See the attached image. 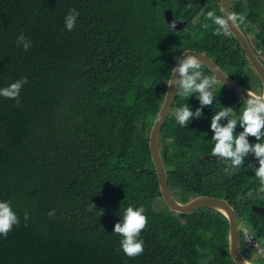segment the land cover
Returning <instances> with one entry per match:
<instances>
[{"label": "trees", "instance_id": "1", "mask_svg": "<svg viewBox=\"0 0 264 264\" xmlns=\"http://www.w3.org/2000/svg\"><path fill=\"white\" fill-rule=\"evenodd\" d=\"M72 9L79 15L68 31ZM165 10L182 29L164 22ZM208 11L220 15L218 0H0V88L27 78L19 105L0 96V201H10L19 217L0 236V264H233L219 212L154 208L161 199L147 146L183 51L203 53L251 92L259 83L233 38L214 34ZM230 12L245 15L238 28L264 54V0H230ZM21 34L31 42L27 51L17 46ZM212 91L213 105L187 127L176 110L195 111L198 94H174L158 135L167 186L179 203L196 196L226 201L264 249V217L250 211L264 207L257 160L249 154L236 170L221 158L200 160L212 155V115L228 107L238 119L246 106L218 84ZM241 131L238 124L235 134ZM129 206H143L148 218L144 252L135 258L113 232Z\"/></svg>", "mask_w": 264, "mask_h": 264}, {"label": "clouds", "instance_id": "2", "mask_svg": "<svg viewBox=\"0 0 264 264\" xmlns=\"http://www.w3.org/2000/svg\"><path fill=\"white\" fill-rule=\"evenodd\" d=\"M221 11L222 15H216L213 11L206 13L207 19L217 26L214 33L216 35L226 34L231 31L230 28L238 27L239 24L245 22L244 14L225 11V9ZM78 15L76 10H70L65 17L66 30L72 31L74 29ZM207 26L204 25V27ZM246 37L249 41L248 36ZM16 43L25 51L31 47V42L22 34L17 37ZM200 68L201 61L199 58L191 53H185L182 58H177L176 66L171 69V79L167 85L186 97L197 93L200 104V107H197L195 111H192L189 106L176 110L175 118L181 127H187L193 118H201L202 109L213 105L216 100L217 94L212 91L213 87L218 83L220 88L222 86L221 81L215 76H204ZM26 83L27 78L21 77L7 87L0 88V96L15 100L19 105V93ZM245 100L246 106L238 119L233 115V109L228 107H222L221 110L212 115L210 121V129L213 132L211 139L214 141L212 155L229 161L231 170H236L244 164L245 158L252 154L258 162V167L253 169L255 176L264 182V143L260 142L264 139V95L247 92V99ZM238 124L243 131L235 134ZM248 137H254L257 142L250 143ZM225 171L230 173L227 168ZM92 208H95V205L90 203L89 209ZM144 213L145 208L143 206L137 208L129 206L124 212L123 219L113 226V232L122 237L120 240L121 250L129 258H135L144 252V242L140 239L142 230L148 225V218ZM48 215L50 217L55 215V210H51ZM24 218L25 220L29 218L27 212L24 213ZM18 224L19 217L12 209L10 201H0V236L6 237ZM237 224L239 225L238 222Z\"/></svg>", "mask_w": 264, "mask_h": 264}, {"label": "water", "instance_id": "3", "mask_svg": "<svg viewBox=\"0 0 264 264\" xmlns=\"http://www.w3.org/2000/svg\"><path fill=\"white\" fill-rule=\"evenodd\" d=\"M218 6H219L220 15H222L223 14L221 11L222 9H225V11H230V0H218ZM162 17L164 22L174 30L182 29L185 24L184 22L174 20L172 18L170 10H165L162 14ZM230 30L231 31L228 32V34L238 44L245 60L248 63L249 68L253 71V73L256 75L259 81L260 91H261L260 95H264V67L254 56L253 51L249 45V41L247 37L244 35V33L241 32V30L238 27L230 28ZM185 53H191L193 55H196L201 61V66L207 69L210 76L211 77L215 76L218 80L221 81L222 84L221 87H223L225 90L235 95L237 98L246 102L245 99H247V92H251V91L231 81L225 75V73L215 64L213 60L205 56L203 53L191 51V50L183 51L178 57L182 58V56ZM176 64H177V60L174 66H176ZM170 79H171V72L164 86L161 104L152 120V124L148 132V141H147L149 157L156 177L157 188L160 195V199L164 204V206L169 211L178 214H188L201 208H207L219 212L225 218L227 223L226 246H227V253L229 255L231 262L233 264H254L249 260H247L240 251L237 219L234 211L226 201L216 197L196 196L189 199L186 202L179 203L175 201L171 196V193L167 186L166 175L158 151V135L170 111L173 97L175 94L174 93L175 89L167 85ZM218 85L220 86L219 83ZM214 158L216 157L213 155H205L202 156L200 160L202 161V160H208ZM250 211L253 214H258L264 217V207L252 205L250 206Z\"/></svg>", "mask_w": 264, "mask_h": 264}, {"label": "built area", "instance_id": "4", "mask_svg": "<svg viewBox=\"0 0 264 264\" xmlns=\"http://www.w3.org/2000/svg\"><path fill=\"white\" fill-rule=\"evenodd\" d=\"M249 44L254 56L264 67V54L260 50L256 49L252 42ZM238 235L240 236L245 251L264 262V249L262 248L258 239L250 232V230L245 226L240 225L238 226Z\"/></svg>", "mask_w": 264, "mask_h": 264}, {"label": "rangeland", "instance_id": "5", "mask_svg": "<svg viewBox=\"0 0 264 264\" xmlns=\"http://www.w3.org/2000/svg\"><path fill=\"white\" fill-rule=\"evenodd\" d=\"M248 38H249V37H248ZM249 41L251 42V39H250V38H249ZM245 69L248 70V69H249V66H247ZM249 75H250V73H249ZM250 76H251V75H250ZM250 76H249V77H250ZM215 87H216V85H215L213 88H215ZM260 92H261V91H260V85H259V83H257V84L255 85L254 93H256V94H260ZM163 206H164V204H163L161 201H157V202L154 204V208H155L156 210L162 209ZM238 226H240V224H239ZM240 251H242V249H241ZM244 251H245V249H243L242 255H243L247 260H249L250 262H252V263H254V264H264V262H263L261 259L256 258V257H254V256H252V255H249L248 253H246V252H244Z\"/></svg>", "mask_w": 264, "mask_h": 264}, {"label": "flooded vegetation", "instance_id": "6", "mask_svg": "<svg viewBox=\"0 0 264 264\" xmlns=\"http://www.w3.org/2000/svg\"><path fill=\"white\" fill-rule=\"evenodd\" d=\"M163 95V94H162Z\"/></svg>", "mask_w": 264, "mask_h": 264}]
</instances>
